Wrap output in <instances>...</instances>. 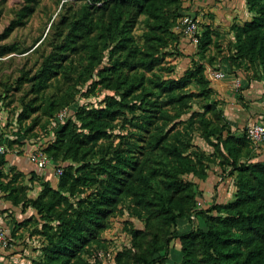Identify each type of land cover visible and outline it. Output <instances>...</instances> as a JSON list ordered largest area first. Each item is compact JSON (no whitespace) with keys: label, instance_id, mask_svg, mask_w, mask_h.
<instances>
[{"label":"trees","instance_id":"trees-1","mask_svg":"<svg viewBox=\"0 0 264 264\" xmlns=\"http://www.w3.org/2000/svg\"><path fill=\"white\" fill-rule=\"evenodd\" d=\"M75 1H84L85 6L67 24L62 49L80 50L86 55L79 84L90 81V91L101 85L114 94L98 108L65 106L72 109V115L54 129L43 152L52 161L66 164L57 168L61 170L59 177L52 174L54 180L42 184L35 199H25L26 188L17 185L23 174H15L3 183L0 171L2 195L6 194L14 207H29L42 221L40 233L46 243L41 257L30 264H90L88 248L100 245L99 232L124 200L130 217L145 224L156 223L157 232L150 245L140 248L134 244L139 249L136 264H164L175 240L179 244V264H264L262 154L253 150L245 134L234 136L226 121L209 126L205 116L212 111L210 105L205 104L202 112H193L189 120L199 118L203 140L213 152L223 153L224 163L232 168L236 179L230 201L195 211L196 183L181 177L193 174L204 181L207 175L204 170H196L191 153H187L191 146L182 143L177 134L167 138L164 132L171 123L169 130L176 127L179 122L175 121L187 113L188 101L207 99L212 93L202 65L194 64L178 78H164L155 71L164 51L176 47L179 34L174 29L183 16L178 10L181 0ZM27 2L21 19L33 12L30 5L34 0ZM245 4L250 19L230 27L234 58L257 61L264 67V0H245ZM140 18L145 29L139 44L133 31ZM19 23L21 20L10 24L2 37H8ZM218 33L210 25L201 26L197 51L204 54ZM106 56L108 64L103 66ZM61 68L56 60L43 64L35 77L34 92L45 90ZM192 83L198 90L187 92ZM162 97L165 100H160ZM65 107L49 114V130L54 116ZM167 107L173 111L172 116L163 110ZM36 109L24 110L20 121L28 119ZM118 120L132 126L135 140L127 141L125 135H118V144L111 143L110 151L104 154L101 142L110 139ZM0 143L8 146L3 131ZM250 154L251 158L244 160ZM156 155L160 161L155 160ZM6 164L7 159L0 156V167ZM29 174L37 176L33 171ZM184 221L191 227L180 231L178 225ZM129 232L133 243L141 235L140 230ZM129 251L118 253L116 262L120 264Z\"/></svg>","mask_w":264,"mask_h":264},{"label":"rangeland","instance_id":"rangeland-1","mask_svg":"<svg viewBox=\"0 0 264 264\" xmlns=\"http://www.w3.org/2000/svg\"><path fill=\"white\" fill-rule=\"evenodd\" d=\"M26 5H28L27 0H0V53L2 54L0 55V125L8 140V153L4 158L9 159L2 168L1 181L5 183L15 174H23L17 185L25 187V199L32 200L39 195L46 179L37 173V176H30L21 166L28 162L31 154L45 148L44 144L49 136V114L52 115L55 111L71 104L88 109L101 107L104 105V100L114 92L104 89L101 85L90 91V81L85 85L79 84L81 72L86 64V55L80 50L71 52L62 49L63 39L68 31L67 24L73 21V16L85 6L84 1L34 0L30 5L33 7V12L21 19V10ZM193 6L192 0H181L178 10L182 15L192 14L195 17L197 15L199 30L201 26L210 25L219 32V36H215L212 45L204 54H200L197 46L191 41L188 43L191 44L189 46L191 52L188 55L178 52L176 48L175 50L169 48L164 51L163 60L155 71L164 78L168 75L178 78L194 64L203 66V77L212 93L207 99L194 98L188 101L187 113L175 121L179 122L176 127L169 130L173 126L171 123L164 132L167 138L177 134L182 143L189 144L191 148L187 153H191L196 170H199L198 172L204 170L207 175L204 181H199L193 174L181 177L184 181L196 183V200L202 203V210H206L212 204L231 200L236 188L235 173L224 163L223 153L218 150L213 152V148L203 140V125L199 118L189 120V117L193 112H202V107L208 104L212 108V111L205 116L209 126L220 125L226 121L234 136H244L246 128L251 123L258 118H264V67L257 61L235 59L234 44L231 43L234 39L230 29L226 27L220 29L219 24L221 22L224 24L225 19L230 20L229 22L239 19L237 5L232 11L234 16L216 15L206 7L193 11L191 10ZM224 11H226L225 7ZM18 20H21V23L12 33L6 38L2 37L4 30ZM144 29L143 18H140L133 31L139 44L142 42ZM51 60L60 61L62 68L53 76L49 86L37 94L34 92L35 77L42 69V65ZM107 64L106 56L102 65L107 66ZM214 65L215 67L220 65L223 69L225 73L223 80H211L209 71ZM170 68H173L171 73L167 72ZM238 78L240 85L234 88L233 82ZM197 90V84L192 83L187 92ZM160 100H165V97ZM52 105L54 106L51 111L49 107ZM27 108L37 109L28 119L20 121L19 116ZM163 110L173 115L170 108ZM118 135H125L127 141L135 140L132 126L124 125L122 120H118L115 122L110 139L101 142V150L104 154L110 151L111 143L113 146L118 144L120 141ZM225 136L226 132H223V137ZM212 141L216 142L214 138ZM196 145L198 148H194ZM257 152L263 154L264 149L260 148ZM155 158L156 161L161 160L160 156L156 155ZM250 158L251 154L244 160ZM13 160L17 166H13L11 163ZM65 164L50 159V164L45 168L46 176L53 174L54 170ZM127 204L124 200L117 205L114 214L107 219L106 228L99 232L100 245L91 244L88 248L91 255L87 261L90 264H118L117 254L127 250L130 251L121 259L120 264H136L135 254L139 249L137 250L134 244L140 245V248L151 244L153 234L157 232L155 221L145 224L141 219L130 217L124 209ZM21 206H12L6 194L2 195L0 192V227L4 229L9 242L8 249H0V254L6 256L2 264H30L33 259L41 257V250L46 243L45 237L40 233L42 221L39 216L29 207ZM185 226L187 230L191 227L189 223ZM130 230L141 231L139 239L134 243Z\"/></svg>","mask_w":264,"mask_h":264},{"label":"built area","instance_id":"built-area-1","mask_svg":"<svg viewBox=\"0 0 264 264\" xmlns=\"http://www.w3.org/2000/svg\"><path fill=\"white\" fill-rule=\"evenodd\" d=\"M175 30L177 34H179L181 37L189 39L192 43L195 45L198 42V36H199V28L197 25V20L194 15L185 14L183 15L176 27ZM209 76L211 80L214 81H221L225 78V73L223 69L220 68V65H217L216 67L212 68L209 71ZM240 85L239 78L234 80L233 87L238 88ZM72 115V109L71 108H64L60 110L52 119L51 122V128L49 130V136L48 139L45 142L48 144L52 140V134L54 132L55 128H58L61 126L69 116ZM2 135V126L0 125V136ZM245 136L247 140L250 142L251 147L253 150L258 154L257 152L260 148L264 149V118H258L256 119L251 125H249L245 130ZM8 153L7 147L4 143H0V156H4ZM263 153V152H262ZM264 154V153H263ZM29 162L34 167L35 171H42L45 170V168L50 164V158L43 152V148L40 150H37L34 154H31L29 156ZM3 167H0V171H2ZM61 175V170L56 169L53 171L54 178H57ZM202 209V203L200 201H197L195 211H199ZM195 215L191 216V221L194 224L195 223ZM9 247V242H7L6 239V233L3 228L0 227V249L6 250Z\"/></svg>","mask_w":264,"mask_h":264},{"label":"crops","instance_id":"crops-1","mask_svg":"<svg viewBox=\"0 0 264 264\" xmlns=\"http://www.w3.org/2000/svg\"><path fill=\"white\" fill-rule=\"evenodd\" d=\"M192 4H194V6L191 9L193 11H195L197 8L202 10L203 8L206 7V8H209V10L211 12H214L216 15H220V16H222L224 14H226V15L229 14V15L234 16L232 14V11L234 10L235 5H237L238 6L237 7L238 10L236 9L238 12L237 17L239 19L238 20L236 19V21H233V22H229L230 20L228 21L227 19L224 18L225 23L223 24V22H221V24H219L221 26L220 29L226 27L229 30L233 23L242 24L243 22L248 21L251 17V15L247 11L245 0H192ZM224 7L226 8V11H224ZM196 17H197V15H196ZM222 30H224V29H222ZM174 31L177 34L175 29H174ZM178 37L179 38H178L177 45L175 48L178 50V52H182V53L184 52L187 55L190 54L191 50H189V46L191 44L190 45L188 44V43H190V40L187 38L181 37L180 35H178ZM175 48H174V50H175ZM170 51L173 52V50H171V49H170ZM261 157L264 158V154H262ZM8 160L9 159H7V162H8ZM19 161H20V159H18V162ZM11 163L13 164V166H17V164H15L14 160ZM21 168H23L27 173L33 171V172L37 173L38 175L45 177L46 180H49V179L51 180L53 178L52 173L49 174V176H46L45 170L35 171L34 167L30 164L29 160H28V162L23 164V166H21ZM47 177H49V178H47ZM202 209H203V207H202ZM187 223L188 222H186V221L181 222L178 225L179 226L178 229H180V231H187V228L185 229V227H186L185 225ZM4 256H5L4 254H2V253L0 254V264L2 263L4 258L6 257V256L5 257ZM179 262H180L179 244H178V241L175 240L169 249V252L167 254L166 261L164 264H179Z\"/></svg>","mask_w":264,"mask_h":264}]
</instances>
